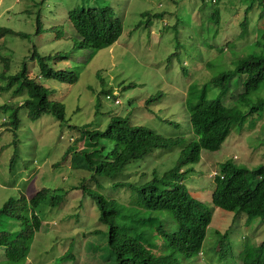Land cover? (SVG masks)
Instances as JSON below:
<instances>
[{
	"label": "rangeland",
	"instance_id": "rangeland-1",
	"mask_svg": "<svg viewBox=\"0 0 264 264\" xmlns=\"http://www.w3.org/2000/svg\"><path fill=\"white\" fill-rule=\"evenodd\" d=\"M216 2L0 0V26L25 35L23 38L8 35L0 40V55L8 62L7 75H15L25 63L27 76L37 78L38 61L31 59L36 50L40 56L67 55L50 66L77 76V82L71 85L37 79L50 90V100L64 105V122H58L50 114L33 121L25 110H20L17 131H8L6 128L11 127L2 122L11 121V112H0V208L11 197L29 199L42 188L62 196L58 207L53 208L45 201L40 204L42 224L24 264H110L106 258L107 229L98 222V209L88 192L129 206L125 203L132 196L130 189H115L112 185L141 186L155 177L162 178L176 164L181 148L154 149L143 159L128 163L112 178L93 179V173L83 168L84 161L79 166L73 162L75 151L90 150L77 129L90 125V129L102 131L111 117L119 116L127 118L131 125L147 127L165 138L189 139L192 135L184 104L189 86L194 83L199 87L224 71L225 66L236 63V57L257 52L259 47L254 42L264 33V3L253 5L246 12V0ZM102 6H109L121 20L122 33L115 44L99 50L84 64L88 51L77 48L67 15L76 8ZM214 8L221 14L218 25L209 24L205 18ZM145 12L164 15L153 18L147 26L142 17ZM244 19L245 32L239 25ZM205 44L213 45V49ZM222 48L224 54L220 59L218 49ZM209 63L214 66L208 67ZM182 67L187 70L185 73ZM3 68L0 62V72ZM243 78L233 81L235 87L223 98L225 106L232 107L237 102ZM130 84L134 87L124 88ZM107 90L119 99V105L105 100ZM157 94H162V98L147 107L145 100ZM215 95L209 93L207 99ZM255 95L264 97V87ZM24 98L25 94L16 98L11 92H3L0 104L21 103ZM241 109L243 113L248 110ZM254 118L249 126V117L243 121L244 126L235 121L218 151L202 150L197 164L183 168L187 173L182 184L195 201L210 210L212 218L199 255L181 260V264H237L245 245L254 246L263 241L264 223L259 219L249 221L246 214L226 212L211 203L214 176L221 164L232 161L249 169L264 164V111H257ZM69 147L75 151L65 155ZM101 153L105 155L106 151ZM168 227L171 230L170 224ZM69 248L73 256L61 262L60 257ZM0 264H11L3 247H0Z\"/></svg>",
	"mask_w": 264,
	"mask_h": 264
},
{
	"label": "trees",
	"instance_id": "trees-1",
	"mask_svg": "<svg viewBox=\"0 0 264 264\" xmlns=\"http://www.w3.org/2000/svg\"><path fill=\"white\" fill-rule=\"evenodd\" d=\"M246 1V12L253 5L264 3V0ZM213 2L217 4L216 0ZM163 15L145 12L142 17L148 26L153 18H161ZM220 15L218 8H214L205 18L209 24L218 25ZM67 17L75 32L77 48L88 51L83 60L84 64L99 50L115 44L122 33V22L109 6L76 8ZM245 20L239 24L244 32ZM39 29L37 21L36 32ZM8 35L25 37L22 33L0 26V40ZM243 35L241 33L240 36ZM254 46L259 47L257 52L238 56L239 58L235 55L236 63L225 66L227 70L219 72L207 83L199 87L194 83L189 86L184 103L192 135L189 139L165 138L147 127L131 125L127 118L119 116L111 117L102 131L90 129V125L77 129L90 150L75 151L69 147L65 155L71 150L77 152L72 157L73 162L79 166V162L84 161L83 168L93 173V179L104 176L112 178L128 163L143 159L154 149L181 148L176 164L162 178L155 177L141 186L128 183L112 185L115 189H130L131 198L128 203L123 202L129 206L119 205L115 200H108L91 191L87 194L83 189L85 194L94 199L99 213L98 222L107 229L106 258L110 264H181V260H189L199 255L212 214L202 203L195 201L182 184L183 176L187 173L183 168L189 164H197L202 150L218 151L235 121L244 126L243 121L249 117V126L254 122L255 113L264 111V97L255 95L264 87V33L254 42ZM207 48L213 49V45ZM223 52V48L218 49L220 54L217 58L221 59ZM35 58L39 65L38 76L29 78L25 63L18 73L7 75V58L0 55V62L4 67L0 72V93L11 92L12 97L16 98L26 95L21 103L18 101L14 104H0V112H11V121L5 119L2 122V125L11 127L6 128L8 131H17L20 110H25L27 117L33 121L44 114L52 115L58 122L65 121L64 105L50 100V90L37 79H51L71 85L77 82L76 73L55 70L50 66L51 62L64 60L67 55L40 56L33 50L31 59ZM207 66L214 65L209 63ZM182 71L185 73L187 70L182 67ZM242 76V93L237 96V102L232 107L225 106L223 98L232 86L235 87L233 81ZM131 87L134 85L124 88ZM208 89L211 91L207 92ZM214 92L215 97L208 100L207 95ZM104 95H109L110 101H119L111 90L105 91ZM161 98L162 94L150 97L145 100V105L149 107ZM119 104L120 101L114 105ZM241 108L248 110L243 113ZM13 144L15 145V140ZM103 151H106L105 155H102ZM61 200L62 196L57 191L51 192L42 188L29 199L11 197L2 205L0 247L4 248L5 256L11 264L26 263L34 235L39 232L42 224L38 211L40 204L45 201L55 208L60 205ZM211 203L226 212L246 214L249 221L259 219L264 223V164L251 169L232 161L221 164L214 176ZM164 215L168 218L161 220L160 217ZM169 224L171 230H168ZM71 254L69 248L60 257L61 262L73 256ZM237 260V264H264V239L254 246L245 245Z\"/></svg>",
	"mask_w": 264,
	"mask_h": 264
},
{
	"label": "built area",
	"instance_id": "built-area-1",
	"mask_svg": "<svg viewBox=\"0 0 264 264\" xmlns=\"http://www.w3.org/2000/svg\"><path fill=\"white\" fill-rule=\"evenodd\" d=\"M106 99L109 100V96H107ZM118 103H119V101L116 100L115 104H118Z\"/></svg>",
	"mask_w": 264,
	"mask_h": 264
},
{
	"label": "clouds",
	"instance_id": "clouds-1",
	"mask_svg": "<svg viewBox=\"0 0 264 264\" xmlns=\"http://www.w3.org/2000/svg\"><path fill=\"white\" fill-rule=\"evenodd\" d=\"M107 96H109V95H106V96H105V100H106V101H110V100H107V99H106ZM113 103L115 104V102H113Z\"/></svg>",
	"mask_w": 264,
	"mask_h": 264
}]
</instances>
